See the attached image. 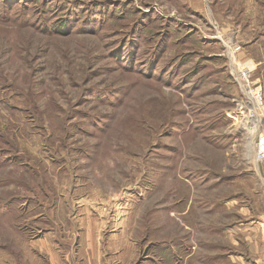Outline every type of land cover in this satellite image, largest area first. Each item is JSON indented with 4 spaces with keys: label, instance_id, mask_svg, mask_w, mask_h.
<instances>
[{
    "label": "rangeland",
    "instance_id": "1",
    "mask_svg": "<svg viewBox=\"0 0 264 264\" xmlns=\"http://www.w3.org/2000/svg\"><path fill=\"white\" fill-rule=\"evenodd\" d=\"M263 119L264 0H0V264H264Z\"/></svg>",
    "mask_w": 264,
    "mask_h": 264
},
{
    "label": "built area",
    "instance_id": "2",
    "mask_svg": "<svg viewBox=\"0 0 264 264\" xmlns=\"http://www.w3.org/2000/svg\"><path fill=\"white\" fill-rule=\"evenodd\" d=\"M240 50V47L237 46L235 47L232 51L233 52H238ZM249 77H250V71L248 69H241L238 70V78L239 80L247 86V97L249 100L251 99V102L254 104L253 100L256 103V108L259 109L263 105V100H262V95L257 89H251L249 84ZM264 122V119H263ZM264 128V125H263ZM254 161L255 163H262L264 164V138L260 139L257 143H255L254 147Z\"/></svg>",
    "mask_w": 264,
    "mask_h": 264
},
{
    "label": "crops",
    "instance_id": "3",
    "mask_svg": "<svg viewBox=\"0 0 264 264\" xmlns=\"http://www.w3.org/2000/svg\"><path fill=\"white\" fill-rule=\"evenodd\" d=\"M253 172H254V175L258 178V180L261 179L262 181H264V165H262V167L256 166V170L253 171ZM259 185L261 186L260 187L261 190L259 191L258 194H259V196L261 198V201L264 203V185L261 182H259ZM261 219L264 220V212L262 213Z\"/></svg>",
    "mask_w": 264,
    "mask_h": 264
}]
</instances>
